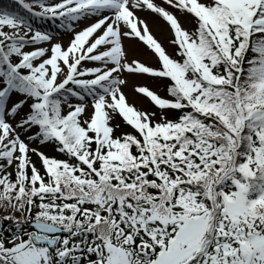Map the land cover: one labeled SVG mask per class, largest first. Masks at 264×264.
Masks as SVG:
<instances>
[{
	"label": "snow or ice",
	"instance_id": "snow-or-ice-1",
	"mask_svg": "<svg viewBox=\"0 0 264 264\" xmlns=\"http://www.w3.org/2000/svg\"><path fill=\"white\" fill-rule=\"evenodd\" d=\"M0 264H264V0H6Z\"/></svg>",
	"mask_w": 264,
	"mask_h": 264
},
{
	"label": "rangeland",
	"instance_id": "rangeland-1",
	"mask_svg": "<svg viewBox=\"0 0 264 264\" xmlns=\"http://www.w3.org/2000/svg\"><path fill=\"white\" fill-rule=\"evenodd\" d=\"M158 35H159V34H158ZM164 43H165V46L168 45V41H167V39H164ZM138 47L143 48V45H138Z\"/></svg>",
	"mask_w": 264,
	"mask_h": 264
},
{
	"label": "trees",
	"instance_id": "trees-1",
	"mask_svg": "<svg viewBox=\"0 0 264 264\" xmlns=\"http://www.w3.org/2000/svg\"><path fill=\"white\" fill-rule=\"evenodd\" d=\"M6 3V2H5ZM3 0H0V4L3 6L5 4Z\"/></svg>",
	"mask_w": 264,
	"mask_h": 264
}]
</instances>
